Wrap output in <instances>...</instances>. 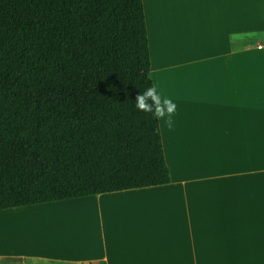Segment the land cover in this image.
<instances>
[{"label":"crops","instance_id":"1","mask_svg":"<svg viewBox=\"0 0 264 264\" xmlns=\"http://www.w3.org/2000/svg\"><path fill=\"white\" fill-rule=\"evenodd\" d=\"M142 1L171 182L2 210L1 262L264 264V0Z\"/></svg>","mask_w":264,"mask_h":264},{"label":"trees","instance_id":"2","mask_svg":"<svg viewBox=\"0 0 264 264\" xmlns=\"http://www.w3.org/2000/svg\"><path fill=\"white\" fill-rule=\"evenodd\" d=\"M142 0H0V211L167 185Z\"/></svg>","mask_w":264,"mask_h":264},{"label":"clouds","instance_id":"3","mask_svg":"<svg viewBox=\"0 0 264 264\" xmlns=\"http://www.w3.org/2000/svg\"><path fill=\"white\" fill-rule=\"evenodd\" d=\"M135 108L151 114L159 122L154 129L155 134H162L164 128H167L168 131L174 130L175 121L173 118L177 112V105L170 97L158 91L155 84L136 95Z\"/></svg>","mask_w":264,"mask_h":264},{"label":"rangeland","instance_id":"4","mask_svg":"<svg viewBox=\"0 0 264 264\" xmlns=\"http://www.w3.org/2000/svg\"><path fill=\"white\" fill-rule=\"evenodd\" d=\"M25 212L26 213H21L19 211L17 213V212L10 211V213L5 212L7 214H1V211H0V229H1V222H8V223L15 222L13 227L17 228L18 230L17 229H13V230L15 233L22 235V237L20 239H22L23 241L35 242V240L42 239V238H39L41 235L38 233L36 226H32V225H34L37 218H39V216H36V215H39L38 212L34 213V212L28 211V210ZM27 212H30V213H27ZM32 214H33V216L27 217V215H32ZM16 223L24 224V225L21 226V225L16 224ZM39 225L41 226V225H43V223H41ZM0 240H1V238H0ZM0 264H23V262H21V261H3V262H1L0 261ZM25 264H30V263H25Z\"/></svg>","mask_w":264,"mask_h":264}]
</instances>
